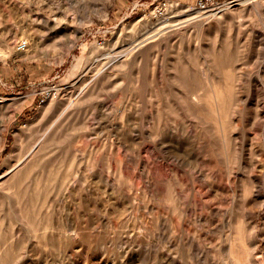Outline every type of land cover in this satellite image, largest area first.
Masks as SVG:
<instances>
[{"label": "rangeland", "instance_id": "obj_1", "mask_svg": "<svg viewBox=\"0 0 264 264\" xmlns=\"http://www.w3.org/2000/svg\"><path fill=\"white\" fill-rule=\"evenodd\" d=\"M0 51V264H264V0H0Z\"/></svg>", "mask_w": 264, "mask_h": 264}, {"label": "bare ground", "instance_id": "obj_2", "mask_svg": "<svg viewBox=\"0 0 264 264\" xmlns=\"http://www.w3.org/2000/svg\"><path fill=\"white\" fill-rule=\"evenodd\" d=\"M45 112L46 113H51L52 112V108L48 107L45 110ZM20 137H21V135H18V139H17L16 145H15V148H14L12 154L10 155V157L6 160V162H5V164H4L3 168H2V170H5V172H4L3 175L0 176V194H7L5 192V190H9L10 189L9 186H8L9 180L19 179L21 177V172L23 170L21 166L26 162V159H24L22 161H18L17 163H13L16 151L18 150ZM7 176H9V178L7 180L2 181ZM8 195H10V193H8Z\"/></svg>", "mask_w": 264, "mask_h": 264}, {"label": "built area", "instance_id": "obj_3", "mask_svg": "<svg viewBox=\"0 0 264 264\" xmlns=\"http://www.w3.org/2000/svg\"><path fill=\"white\" fill-rule=\"evenodd\" d=\"M18 51H25V50H27V48H28V43H27V41H23V42H20L19 44H18Z\"/></svg>", "mask_w": 264, "mask_h": 264}]
</instances>
